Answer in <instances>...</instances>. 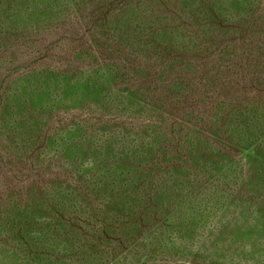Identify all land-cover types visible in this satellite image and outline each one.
Returning <instances> with one entry per match:
<instances>
[{"label": "trees", "instance_id": "trees-1", "mask_svg": "<svg viewBox=\"0 0 264 264\" xmlns=\"http://www.w3.org/2000/svg\"><path fill=\"white\" fill-rule=\"evenodd\" d=\"M261 18L264 0H0V245L162 263L210 222L216 243L243 214L264 234ZM90 100L147 116L58 119Z\"/></svg>", "mask_w": 264, "mask_h": 264}, {"label": "rangeland", "instance_id": "rangeland-1", "mask_svg": "<svg viewBox=\"0 0 264 264\" xmlns=\"http://www.w3.org/2000/svg\"><path fill=\"white\" fill-rule=\"evenodd\" d=\"M154 7L156 6L154 5ZM155 15L158 16L159 14L156 12ZM173 15L174 17H177L172 11L170 12L169 10L167 12L163 10L159 17H165V19H167L168 17H173ZM261 24L264 25L263 19L260 21V25ZM199 34L200 36L202 35V33ZM89 91L91 93V99L95 100V93H93L92 89H85L84 92L87 94ZM92 100H90L91 104H82L81 106L69 105L68 109L59 111L60 114L56 113V115L58 114V119L63 122V125H72L75 120L82 122V124L85 121L86 124L87 122L95 124L99 121H102V124H106L107 121L115 120L116 122L119 119H122L120 116L109 114L108 112L110 111L108 110L111 108L108 110H101L100 106ZM131 114L132 115L129 113V115H127L126 112V116H123L126 121L122 120L128 123H139L145 118L142 116H147L146 114L141 115L136 112ZM93 159L89 158L85 161L84 165L93 166V164H95V162L92 163ZM248 216L251 217L252 215H239L240 219L238 218L237 221H245L246 223V220L250 219ZM254 218L255 219L251 218L248 220V224L239 223L237 226L232 227L224 233L225 237L218 236L217 240L219 239V241L217 243L212 232L216 229L214 227L212 228L211 222L208 223V227L205 230L198 231V234L193 237V242L189 243V249L186 252V255L191 254L189 259H187L188 256L180 258L179 253L183 254V251L177 249L175 252H178V254L170 252L175 256L171 258L170 256L172 255L165 257L168 261L164 259L162 263L161 260H150L148 262V258H144L142 262H137L135 259L132 261L126 251H122L123 253H115L113 248L117 247L116 242L112 240H101V243L96 245L93 240L92 243L84 242V245H82L84 247H80L78 251L74 252V254L68 255L65 259L56 264H146V262L148 264H264L263 226L260 225L259 221H255L257 220L256 217ZM100 249L103 251H98ZM107 249L108 254L106 251ZM0 264H35V262L7 245H0Z\"/></svg>", "mask_w": 264, "mask_h": 264}]
</instances>
